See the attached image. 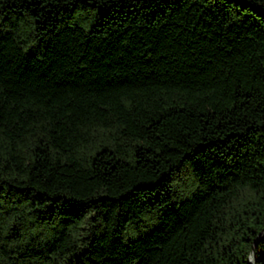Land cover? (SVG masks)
Here are the masks:
<instances>
[{"label": "trees", "instance_id": "trees-1", "mask_svg": "<svg viewBox=\"0 0 264 264\" xmlns=\"http://www.w3.org/2000/svg\"><path fill=\"white\" fill-rule=\"evenodd\" d=\"M264 0H0V264H264Z\"/></svg>", "mask_w": 264, "mask_h": 264}, {"label": "water", "instance_id": "water-1", "mask_svg": "<svg viewBox=\"0 0 264 264\" xmlns=\"http://www.w3.org/2000/svg\"><path fill=\"white\" fill-rule=\"evenodd\" d=\"M262 236H264L263 228L260 229V230L257 232L255 238H259V237H262ZM253 254H254V252L251 251V255H250V257H249V262H250V264H255V260H254V256H253Z\"/></svg>", "mask_w": 264, "mask_h": 264}, {"label": "bare ground", "instance_id": "bare-ground-1", "mask_svg": "<svg viewBox=\"0 0 264 264\" xmlns=\"http://www.w3.org/2000/svg\"><path fill=\"white\" fill-rule=\"evenodd\" d=\"M263 233H264V229H263Z\"/></svg>", "mask_w": 264, "mask_h": 264}]
</instances>
